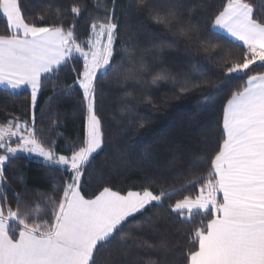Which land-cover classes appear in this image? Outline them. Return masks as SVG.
I'll use <instances>...</instances> for the list:
<instances>
[{"label": "snow or ice", "instance_id": "6c2138e0", "mask_svg": "<svg viewBox=\"0 0 264 264\" xmlns=\"http://www.w3.org/2000/svg\"><path fill=\"white\" fill-rule=\"evenodd\" d=\"M28 2L0 0V88L11 90L10 95L30 92L23 105L29 119L0 123V264H117L110 246L130 218L145 213L155 231L175 218L191 224L198 215L210 217L178 239L194 246L184 250V264H264V0H135L140 15L174 31L196 50L200 63L217 70L216 83L199 79L200 73L177 80L163 71L152 83H170L176 99L224 92V103L214 123L204 114L202 152L186 172L173 178L145 159L140 169L145 186L126 192L103 186L91 196L85 193L89 167L109 147L97 107L101 80L110 74L117 82L121 77L143 80L148 68L140 63L122 71L125 57L117 62L115 45L118 39L126 42L113 11L116 0L102 17L93 18L86 40L76 32V19L85 10L79 3L65 10L72 18L65 25L59 9L58 22L46 23L42 13L30 22ZM122 14L127 15V7ZM69 68L73 82L61 84L60 73ZM49 82L50 104L75 91L87 112L82 138L60 152L57 140L45 139L36 123L39 95ZM17 153L41 158L52 175V191L30 202L21 174L13 206L5 171ZM173 197L179 198L173 202ZM158 243L167 248V241Z\"/></svg>", "mask_w": 264, "mask_h": 264}, {"label": "trees", "instance_id": "16d2710c", "mask_svg": "<svg viewBox=\"0 0 264 264\" xmlns=\"http://www.w3.org/2000/svg\"><path fill=\"white\" fill-rule=\"evenodd\" d=\"M73 3H79L85 9L76 19V32L80 40H86L93 18L102 17L107 9L112 8L113 0H29L27 16L31 22L37 13H42L47 18L45 22L50 23L55 21L59 9L65 17L64 24L68 25L72 18L65 10L70 9ZM126 7L125 16L122 13ZM113 11L119 16L120 36L126 42L125 45L118 39L115 45L117 62L121 56L125 57L122 71L138 68L140 63L148 71L143 74V80L125 81L121 77L117 82L111 74L101 80L97 107L109 147L89 167L91 180L85 186V193L89 196L103 186L124 192L139 190L145 186V173L140 170L145 167V159L149 160L150 166L158 167L173 178L180 172H186L189 162L202 152L199 130L204 114H210L214 123L224 103V92H212L211 95L196 93L176 99L170 83L161 80L154 85L153 76L159 71L177 80L200 73L199 79H210L216 83L213 73L217 70L200 63L196 50L189 48L174 31L140 15L135 10V0H116ZM3 31L4 22L0 19V34ZM125 46L129 49L127 54L123 50ZM128 56L133 57L134 63ZM73 79L70 68L60 73L61 84H71ZM240 83L237 81L234 86ZM175 91L178 93L179 88ZM10 92L0 88V123L14 117L29 119L28 110L23 105L28 103L30 92L24 89L11 95ZM52 92L49 82L39 95L36 123L43 130L45 139L57 140L56 150L60 152L65 144L82 138L87 112L82 97L75 91L69 96H56L50 104ZM21 174H24V181L30 189L26 194L30 202L40 200L41 193L52 191V175L47 166L40 161L16 156L5 171L9 185L6 192L13 206V193L20 190L18 177ZM88 179L86 176L85 180ZM184 194L187 193H181ZM177 198L173 197V202ZM149 214L145 213V217ZM145 217L130 218L124 231L110 246L117 264H147L149 259L155 264H184L181 259L184 250L194 246L188 244L186 238L177 243L178 239L182 235L186 237L201 219L206 223L210 218L198 215L191 224L175 218L160 231H155ZM161 240L167 241L166 249L160 248L158 242ZM145 241L156 247L148 248Z\"/></svg>", "mask_w": 264, "mask_h": 264}, {"label": "rangeland", "instance_id": "374dc122", "mask_svg": "<svg viewBox=\"0 0 264 264\" xmlns=\"http://www.w3.org/2000/svg\"><path fill=\"white\" fill-rule=\"evenodd\" d=\"M16 156H23V157H27V158L42 162L41 158L33 154L17 153Z\"/></svg>", "mask_w": 264, "mask_h": 264}, {"label": "crops", "instance_id": "0c3cea01", "mask_svg": "<svg viewBox=\"0 0 264 264\" xmlns=\"http://www.w3.org/2000/svg\"><path fill=\"white\" fill-rule=\"evenodd\" d=\"M9 91H11V90H9Z\"/></svg>", "mask_w": 264, "mask_h": 264}]
</instances>
